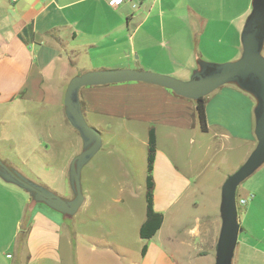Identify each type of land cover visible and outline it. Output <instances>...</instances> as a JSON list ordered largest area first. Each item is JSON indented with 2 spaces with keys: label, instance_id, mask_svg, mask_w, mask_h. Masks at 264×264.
Instances as JSON below:
<instances>
[{
  "label": "crops",
  "instance_id": "0c3cea01",
  "mask_svg": "<svg viewBox=\"0 0 264 264\" xmlns=\"http://www.w3.org/2000/svg\"><path fill=\"white\" fill-rule=\"evenodd\" d=\"M113 1L0 0V123L4 141L18 154L42 151L37 126L46 127L52 147L57 145L49 127L53 118L74 142L71 161L83 151V140L65 113L67 87L83 73L129 69L190 81L202 62L238 60L241 33L254 3L133 0L115 9ZM79 97L83 115L100 132L102 145L81 170L84 203L74 215L79 214L72 232L76 243L67 225L70 216L35 201L29 191L0 176V264H192L207 258L213 264L221 222L208 220L204 213L194 223L187 218L199 207L203 191L196 154L204 149L203 134H212L225 148L255 149L256 99L236 84L206 96V133L196 115V101L162 86H87ZM23 119L29 121L24 130L12 129L13 122L21 126ZM152 129L157 141L154 208L164 222L145 240L140 229L147 221ZM185 144L191 148L180 165L179 151ZM133 156L141 158L136 170L130 168ZM2 160L14 167L12 159ZM94 173L97 180L91 178ZM241 199L248 203L239 213L242 228L233 264H264V165L247 180ZM137 201L145 206L137 210Z\"/></svg>",
  "mask_w": 264,
  "mask_h": 264
},
{
  "label": "water",
  "instance_id": "95a60500",
  "mask_svg": "<svg viewBox=\"0 0 264 264\" xmlns=\"http://www.w3.org/2000/svg\"><path fill=\"white\" fill-rule=\"evenodd\" d=\"M241 41L243 52L238 60L222 64L202 62L201 69L195 72L190 81H181L149 71L129 69L89 71L74 77L66 90L65 113L72 127L80 134L84 149L70 165V186L75 193L73 200L67 201L48 189L33 184L22 174L4 165L1 160L0 176L9 183L29 191L35 201L45 202L50 208L60 213L74 216L84 203L81 170L102 145L100 132L90 127L83 115L79 97L81 88L123 82H146L168 88L178 96L197 101L202 97H208L226 84H236L257 101L254 111V133L257 146L246 162L227 178L221 189L222 200L219 209L222 226L216 247L215 264H233L242 228L239 221L237 189L264 165V55L262 54L264 52V0H254L253 12L246 20Z\"/></svg>",
  "mask_w": 264,
  "mask_h": 264
},
{
  "label": "rangeland",
  "instance_id": "374dc122",
  "mask_svg": "<svg viewBox=\"0 0 264 264\" xmlns=\"http://www.w3.org/2000/svg\"><path fill=\"white\" fill-rule=\"evenodd\" d=\"M264 55V53L262 52ZM84 62V61H83ZM83 64L81 66L83 67ZM102 71V70H96ZM84 74V73H83ZM82 75V74H81ZM3 110H0V120L3 119ZM49 120V119H48ZM45 121L49 123V121ZM0 121V122H1ZM43 121V120H42ZM21 122V126L18 122L11 124L12 129L16 131L25 129V125L29 122L27 119H23ZM61 123L59 120H55L53 118L52 122H50V130L53 134V138L56 140L57 145L52 147L53 143H51V137L49 138V133L42 126H37L35 130V136L38 137L39 134L42 135V151L40 152H24L22 155L18 154L16 150H14L13 146H10V142L4 141L3 138V126L0 123V160L3 162L2 158H10L13 160V166H8L11 170L12 167L19 170L20 173L24 175L30 182L35 185L42 186L48 191L54 193L55 195L67 200L72 199L74 197V193L71 189L70 182V165L72 164V154H73V145L74 142L69 136V131H61ZM29 128V126H27ZM57 133V134H56ZM79 135V134H78ZM212 135V134H211ZM206 136L203 134V148L199 153L196 154L195 164H198L201 161V184L203 185V191L200 193L199 197V207L190 211V215L187 214V218H189V222L194 223L195 218L204 213V215H209L210 218L208 220H218L221 222L222 219L220 216V206H221V189L225 184L227 178L233 174L237 169H239L243 163L246 162L251 152L254 150L252 147H248L247 145L237 146L229 148L218 144V141L211 136ZM191 146L185 144V148L179 151V158L177 162L181 165L184 164L185 160H187L188 153L190 152ZM184 150V151H182ZM20 155V156H19ZM75 158V157H74ZM145 158V157H144ZM12 163V162H11ZM92 167L95 168V165L98 166V157L93 159ZM146 165V161L142 164ZM8 164V163H7ZM141 166V158L139 156H133L132 158V166L130 168H134L136 170L137 167ZM128 167V166H127ZM15 171V170H14ZM136 176L138 173L135 171ZM94 180H97V176L95 173L91 176ZM247 182V181H246ZM245 182V183H246ZM245 183L243 182L240 187L237 189V200L238 203L242 197V190L245 188ZM109 193L112 189H106ZM144 205L145 203H141V201H137V210H139V206ZM243 205L238 208V212L241 213L243 210ZM96 209V208H95ZM93 209V210H95ZM82 213V212H79ZM79 214L75 216H70L68 220V227L71 231V237L76 243V235L73 234V226L76 223ZM217 232L215 234V241L213 246V264L216 262V247H217ZM192 264H208L207 260L196 261L193 260Z\"/></svg>",
  "mask_w": 264,
  "mask_h": 264
},
{
  "label": "trees",
  "instance_id": "16d2710c",
  "mask_svg": "<svg viewBox=\"0 0 264 264\" xmlns=\"http://www.w3.org/2000/svg\"><path fill=\"white\" fill-rule=\"evenodd\" d=\"M207 99L202 97L196 101V115L199 120L201 130L203 132H208L209 126L207 122L206 110H207ZM156 135L155 131L152 129L149 133V147H148V167H147V186H146V212H147V221L141 226L140 236L145 240L152 239L163 225L164 215L157 212L154 208V176L153 170L155 167L156 160ZM147 248L144 246L142 249V254L145 256Z\"/></svg>",
  "mask_w": 264,
  "mask_h": 264
},
{
  "label": "built area",
  "instance_id": "2783aa9c",
  "mask_svg": "<svg viewBox=\"0 0 264 264\" xmlns=\"http://www.w3.org/2000/svg\"><path fill=\"white\" fill-rule=\"evenodd\" d=\"M13 1L16 2L17 0H13ZM123 1H131L132 2L133 0H115L112 3L113 8H115V9L118 8ZM247 203H248L247 200L241 199L238 204H240V206L243 205V207H245L247 205Z\"/></svg>",
  "mask_w": 264,
  "mask_h": 264
}]
</instances>
